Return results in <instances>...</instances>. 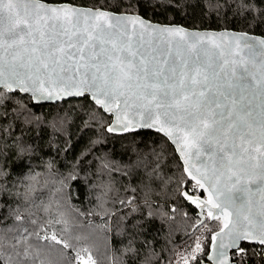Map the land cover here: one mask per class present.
I'll return each instance as SVG.
<instances>
[{"label": "trees", "instance_id": "1", "mask_svg": "<svg viewBox=\"0 0 264 264\" xmlns=\"http://www.w3.org/2000/svg\"><path fill=\"white\" fill-rule=\"evenodd\" d=\"M43 1L264 37V0H246L249 9L238 0ZM8 95H14L8 115L0 108V231L14 230L9 244L21 253L18 264H168L204 224L215 231L218 220L207 218L191 231L198 218L182 190L194 192L160 134H108L110 117L87 96L35 106L26 95ZM17 105L39 119H16ZM240 248L230 252L231 262L264 264L261 247Z\"/></svg>", "mask_w": 264, "mask_h": 264}, {"label": "snow or ice", "instance_id": "2", "mask_svg": "<svg viewBox=\"0 0 264 264\" xmlns=\"http://www.w3.org/2000/svg\"><path fill=\"white\" fill-rule=\"evenodd\" d=\"M237 6L251 7L246 0H238ZM102 17H105L102 12H81L75 6H47L36 0H0L3 115H8L7 109L14 99V95L7 93H15L16 89L30 92L38 101L45 97L51 99L54 92L79 96L91 93L106 111L121 97H125L127 109L131 95L139 103L131 125L126 123L125 128L135 127L134 117L140 115L143 125H159L160 131L183 141L181 152L193 146L190 140L199 144L196 154L205 153L213 164L204 171H186L198 186L204 188V181L211 190L209 216L218 218L212 208H220L225 217L229 216L225 209H235L234 219H226L223 225L228 229L230 246L243 251L239 242L255 240L264 244V195L255 204L250 198L245 199L251 192L248 183L259 181L258 190L264 192V120L257 135L241 123L245 116H251L246 104H239L235 115L217 111L219 102L209 95L206 81L220 53L191 39L177 41L175 55L167 49L149 52L142 45L133 49L130 41L124 39L126 29L106 23L107 18ZM169 35L183 40L180 30H170ZM245 47L255 48L248 43ZM237 104L234 100L233 106ZM13 110L16 119L21 116L25 122L39 119L21 105ZM120 115L117 113L118 119ZM225 176L239 195L214 200ZM9 243L2 242L0 247H7ZM220 247H224L223 243ZM11 248L8 260L13 255H21L15 244ZM3 258L0 252V260Z\"/></svg>", "mask_w": 264, "mask_h": 264}, {"label": "water", "instance_id": "3", "mask_svg": "<svg viewBox=\"0 0 264 264\" xmlns=\"http://www.w3.org/2000/svg\"><path fill=\"white\" fill-rule=\"evenodd\" d=\"M36 2L44 3L47 6H75L81 12H102L107 18L106 23H112L118 29H126L124 39L130 41V46L133 49L142 45L149 52L167 49L169 53L175 55L178 51L176 48L177 41L183 43L184 40L191 39L203 42L205 48L212 52L220 53L219 60L209 69L207 73L209 78L206 81L209 88V95L213 96L219 102L220 107L217 111L231 112L235 115L239 104H246L251 110V116H245L241 123L246 127L247 131L254 132L257 135L259 134L261 130L260 122L264 120V44H261V41H264V37L247 32L233 31L231 29L210 30L187 28L179 24L164 25L153 22L139 14H124L123 12L118 13L103 8H90L72 3H47L43 0H36ZM105 17H102V19ZM170 30H180L183 40L180 37L170 36ZM246 43L254 45L255 48L245 47ZM181 55H183L182 52ZM177 59H179V56ZM217 64L222 65V67H217ZM5 91L7 92V89ZM15 92L29 97L35 106L56 104L69 99H80L87 96L92 104L99 108L106 116L110 117L109 123L105 128L108 134L123 135L148 130L163 136L169 142V145L173 147L176 157L182 166L184 175L192 184L197 185L196 181L188 175L186 169L196 172V169L204 171L213 167V164L208 160L205 153L196 154L199 144L190 140L189 143H192L193 146L185 148L184 152H181V148L184 147L183 141H177L172 136L160 131L159 125H153L151 127L143 125L140 115H135L134 117L135 127H132L131 130L125 128L124 125L126 123L131 125V118L133 117L136 105L139 103L131 95L128 97L129 107L127 109L124 106L125 97H121L118 101L113 102L109 106V110L106 111L104 107L95 102V98L91 93H85V95L79 96L64 93L56 94L54 92L51 99L45 97V99L38 101L32 98L30 92H23L19 89H16ZM234 100L238 102L235 107L233 106ZM117 113L121 114L119 119L117 118ZM109 128L113 130L109 131ZM202 183H204V188L197 185L201 195H194L186 190L182 191V197L196 210V216L198 218V221L195 222L191 231L203 224L202 222L205 221V218L209 221L217 219L220 222L219 228L209 235L208 251L205 256L206 260H202L200 263L217 264L219 260L220 264H234L230 261V252L237 250V248L230 246V238L227 234L228 229H224L223 225L226 219H234L235 209L231 207L225 209L229 213V216L225 217L221 213L220 208H212L214 216L218 218L209 216L208 212L211 206L208 204V200L211 190L208 188L207 183L204 181ZM244 183H247V181ZM248 187L251 189V192L246 194L245 199L250 198L253 204H255L261 195H264V192L258 190L259 181L248 183ZM219 188L220 191L213 196L214 200L218 198L220 201H223L229 195H239V193L235 192L231 182L227 181L226 176ZM193 201L197 203H193ZM197 204L200 206L198 207ZM221 243H223L224 247H220ZM242 243L264 248V244H260L255 240L239 242V247ZM220 253H224V255L221 256Z\"/></svg>", "mask_w": 264, "mask_h": 264}, {"label": "rangeland", "instance_id": "4", "mask_svg": "<svg viewBox=\"0 0 264 264\" xmlns=\"http://www.w3.org/2000/svg\"><path fill=\"white\" fill-rule=\"evenodd\" d=\"M135 163H136V161L134 160L133 165ZM188 190L194 192L193 194H195L199 191L198 186L195 184H192V183H191V185H189ZM171 208L173 209L172 206H171ZM16 219L17 220L21 219L19 214L16 215ZM217 222H218L217 226L213 227L215 230L218 229L220 226L219 220ZM209 229H212V228L210 226H208L207 223L204 224L202 227H200V229L197 231V233L193 236L194 238H193V242H192L190 248L187 250H185L184 247L177 249L173 258L170 260V262L168 264H190V262H192L194 260V258L196 260H201V258H200L201 253L204 252V255H205V253H207L206 251H207V247H208V243H209V235L211 234ZM207 231H209L210 234L207 235L208 241L206 242V240H205L206 236L205 235H206ZM13 234H14V230H7V231L1 230L0 231V243L5 242V241H9V238ZM197 245H199V247H197ZM1 252H3V254L5 255L4 257H6L5 261L7 264H18L16 257H14L15 255H13L11 260L7 259L8 254L10 252H12L11 244H8L7 247H2ZM110 259H112V257H110ZM80 263L81 264H93V262H91L90 260H87V259H83L82 262L80 261ZM110 264H114V262L112 263L110 260Z\"/></svg>", "mask_w": 264, "mask_h": 264}, {"label": "flooded vegetation", "instance_id": "5", "mask_svg": "<svg viewBox=\"0 0 264 264\" xmlns=\"http://www.w3.org/2000/svg\"><path fill=\"white\" fill-rule=\"evenodd\" d=\"M198 194L201 195V193H200L199 191H198L197 193H195L194 195H198ZM202 223H203V222H202ZM255 246H257V245H255ZM207 248H208V247H207ZM207 251H208V249H207ZM207 251H206V252H207ZM206 254H207V253H205V255H204L203 259H201V261H202V260H203V261L206 260V258H205ZM201 261H200V262H201ZM200 262H199V263H200ZM200 264H201V263H200Z\"/></svg>", "mask_w": 264, "mask_h": 264}, {"label": "built area", "instance_id": "6", "mask_svg": "<svg viewBox=\"0 0 264 264\" xmlns=\"http://www.w3.org/2000/svg\"><path fill=\"white\" fill-rule=\"evenodd\" d=\"M261 250H262V254H263V256H264V248L261 247Z\"/></svg>", "mask_w": 264, "mask_h": 264}]
</instances>
